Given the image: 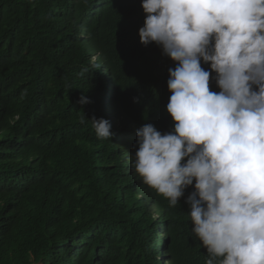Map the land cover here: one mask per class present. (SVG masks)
<instances>
[{
	"label": "trees",
	"instance_id": "1",
	"mask_svg": "<svg viewBox=\"0 0 264 264\" xmlns=\"http://www.w3.org/2000/svg\"><path fill=\"white\" fill-rule=\"evenodd\" d=\"M141 4L0 0V264L209 258L187 215L194 187L170 204L127 171V151L98 137L90 121L102 118L113 81L131 123H150L162 134L174 128L166 108L176 63L154 42L140 43ZM201 67L210 71L203 61ZM215 75L209 88L219 92ZM81 95L90 102L79 104ZM136 141L135 132L128 143L137 151Z\"/></svg>",
	"mask_w": 264,
	"mask_h": 264
},
{
	"label": "clouds",
	"instance_id": "2",
	"mask_svg": "<svg viewBox=\"0 0 264 264\" xmlns=\"http://www.w3.org/2000/svg\"><path fill=\"white\" fill-rule=\"evenodd\" d=\"M141 7L140 43L154 42L176 63L166 108L174 128L162 134L131 123L113 81L92 126L127 151V171L170 204L194 187L185 203L209 254L205 264L216 257L264 264V0H142ZM211 73L219 92L210 91ZM89 102L84 95L78 101ZM135 132L137 151L128 143Z\"/></svg>",
	"mask_w": 264,
	"mask_h": 264
},
{
	"label": "rangeland",
	"instance_id": "3",
	"mask_svg": "<svg viewBox=\"0 0 264 264\" xmlns=\"http://www.w3.org/2000/svg\"><path fill=\"white\" fill-rule=\"evenodd\" d=\"M154 211H155V214H156V216H159L158 214V212L156 211V207L154 206ZM162 233H164L165 234V231L164 230H162ZM163 234V235H164ZM161 251H162V249H161ZM161 258V257H160ZM162 259V258H161ZM163 260V259H162ZM166 260V258H164V260L163 261H165ZM170 263V261L168 260V262L166 261V264H169Z\"/></svg>",
	"mask_w": 264,
	"mask_h": 264
}]
</instances>
